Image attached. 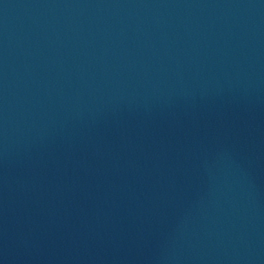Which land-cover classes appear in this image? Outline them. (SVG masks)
<instances>
[{
  "label": "water",
  "instance_id": "1",
  "mask_svg": "<svg viewBox=\"0 0 264 264\" xmlns=\"http://www.w3.org/2000/svg\"><path fill=\"white\" fill-rule=\"evenodd\" d=\"M0 264H264V0H0Z\"/></svg>",
  "mask_w": 264,
  "mask_h": 264
}]
</instances>
